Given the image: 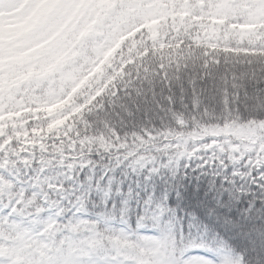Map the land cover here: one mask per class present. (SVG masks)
Wrapping results in <instances>:
<instances>
[{"label": "snow or ice", "instance_id": "obj_1", "mask_svg": "<svg viewBox=\"0 0 264 264\" xmlns=\"http://www.w3.org/2000/svg\"><path fill=\"white\" fill-rule=\"evenodd\" d=\"M0 264H264V0H0Z\"/></svg>", "mask_w": 264, "mask_h": 264}]
</instances>
